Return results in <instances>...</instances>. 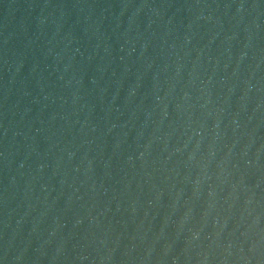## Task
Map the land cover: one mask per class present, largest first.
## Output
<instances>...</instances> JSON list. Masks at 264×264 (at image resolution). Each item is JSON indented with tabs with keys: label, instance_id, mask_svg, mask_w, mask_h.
Returning a JSON list of instances; mask_svg holds the SVG:
<instances>
[{
	"label": "water",
	"instance_id": "obj_1",
	"mask_svg": "<svg viewBox=\"0 0 264 264\" xmlns=\"http://www.w3.org/2000/svg\"><path fill=\"white\" fill-rule=\"evenodd\" d=\"M0 264H264V0H0Z\"/></svg>",
	"mask_w": 264,
	"mask_h": 264
}]
</instances>
